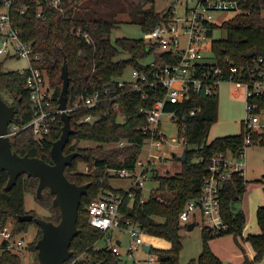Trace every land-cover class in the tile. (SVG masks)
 Returning a JSON list of instances; mask_svg holds the SVG:
<instances>
[{"label":"trees","instance_id":"obj_1","mask_svg":"<svg viewBox=\"0 0 264 264\" xmlns=\"http://www.w3.org/2000/svg\"><path fill=\"white\" fill-rule=\"evenodd\" d=\"M154 1L63 0L61 8L48 6L46 0L12 1L9 9L11 25L20 29L22 40L31 45L33 66L47 75L53 90V108L57 106L61 89L60 71L64 59L69 76L67 107H72L81 93L112 83L113 78L124 75L129 68H145L142 64L148 52L142 38L117 37L112 40L110 35L122 22L123 14L129 15V21L138 23L143 32L150 31L161 20H167L171 5L156 10ZM243 2L241 10L233 17L223 21L220 26L210 25L211 31L217 27L226 31L224 38L212 37L209 44L212 58L223 68H226V63L247 68L254 59L260 57L264 62V0ZM3 4V0H0V9ZM250 51L255 54L247 57L246 53ZM160 58L159 55L155 57L156 60ZM2 63L0 60V94L5 101L15 106L11 124L21 126L32 117L29 95L24 87V74L18 70H2ZM114 90L120 111L124 114L123 121L118 120L119 112L113 108L111 100H106L94 108H79L69 112L74 132L70 134L63 152L76 151L78 155L65 167L64 173L76 184L89 182L90 185L81 197L77 218L79 232L71 241L69 249L72 255L64 264H88L92 261L120 264L117 256L108 248L94 249L104 231L88 223L87 206L104 189L124 190L110 185L111 176L108 170L134 168L146 137L140 127L146 123V112L160 97L161 91L148 90L143 96L129 85L124 88L115 86ZM252 101L264 108V96L255 97ZM193 107L199 110L190 114ZM166 109H176L177 135L184 140L182 144L185 159L180 161V169L173 174H161L153 170L151 180L157 185L143 201H140L143 190L132 188L133 197L126 195L121 206V225H134L151 236L167 240L168 248L151 247V250L158 256L159 264H179V254L183 248L181 231L187 225L179 221V213L189 200L200 195L211 158L226 151L236 154L242 147L245 131L242 119L238 133L217 136L207 142L208 132L218 117L217 92L211 95L190 93L181 105L168 104ZM86 114L98 115L100 118L93 123L81 121V117ZM61 126L62 120L60 114H57L50 131L42 138L37 139L29 130L24 129L10 137L11 147L20 155L28 154L52 163L50 148L53 141L60 136ZM252 135V144L264 146L263 134ZM119 140H125L128 144L106 147ZM81 141L95 144L82 146ZM82 162L90 167L88 173L77 171L78 163ZM103 176L106 177L105 181L100 180ZM7 179V172L0 169V222L10 225L13 234H20L33 222L18 221L17 216L27 212L37 216L32 210L25 209V193L34 194L42 205H45L47 199L40 200L37 197L36 177L21 174L12 188L5 191ZM257 181L263 182L262 179ZM246 184L243 175L238 172L231 175L220 192V209L228 225L227 231L217 235L201 229L200 253L191 257L186 264H227L213 252L209 240L224 234H242L245 214L242 210L235 209V203L243 197ZM47 193L53 197L49 191ZM54 209L58 211L55 212L54 219H44L57 222L59 210ZM255 216L259 230L245 236V240L254 250V262L264 255V203L257 207ZM37 228L38 234L27 244L28 250L35 254V243L41 235V229L38 226ZM83 254L84 257L78 258ZM75 258L78 259L71 263ZM36 263L37 261L32 264ZM0 264L31 263L23 262L20 253L5 248L3 243L0 245Z\"/></svg>","mask_w":264,"mask_h":264},{"label":"built area","instance_id":"obj_2","mask_svg":"<svg viewBox=\"0 0 264 264\" xmlns=\"http://www.w3.org/2000/svg\"><path fill=\"white\" fill-rule=\"evenodd\" d=\"M13 0H3V8L0 12V57L22 58L27 66L21 70L24 74V87L30 99L31 119L24 125L9 124L7 135L14 134L27 129L37 139L42 138L50 131V127L57 114L61 110L56 106L53 108V90L44 72L32 64L31 45L21 38V30L11 25L9 9ZM244 0H173L171 4L170 17L161 20L153 29L143 32L141 37L144 41L148 55L143 62V69L129 68L124 75L112 79V83L102 85L87 93H81L72 107L66 106L69 113L79 108H94L106 100H111L113 108L119 112L120 105L116 101L115 86L124 88L127 85L132 90L140 91L143 96L148 90L160 89L161 94L146 112V123L140 127L146 136L141 146L142 152L133 169L119 168L109 169L110 176L128 179V187L121 188L123 191L104 189L99 196L92 200L87 206V221L93 227L104 231L105 244L101 248H108L113 252L120 264L125 260L120 250L122 240L116 238L110 242L113 230L125 231L128 234V242L125 250L126 257L131 264H140L135 257L138 248L147 254L144 264H159L158 256L150 249L143 248L142 229L134 225H121V206L126 197H133L132 188L143 190L147 181L157 170L155 159H161L153 150L164 149L166 142V125L164 120H171L175 125L177 122L176 109H166L168 104L181 105L190 94L211 95L218 91L221 83H231L236 88L243 90L245 97L247 116L243 119L244 141L240 150L233 154L230 151L215 154L207 166L201 193L196 199L189 200L179 213V221L187 224L193 221L202 224L206 232L221 234L227 231L220 209V192L235 172L244 176L246 167L245 148L252 144V134L264 135V108H260L252 99L264 96V62L263 58L254 59L251 66L240 68L236 65L226 63V68L216 64L212 58L209 44L212 40L210 25H218L214 18L216 13L239 12ZM47 5L61 8L63 0H46ZM23 12V10H21ZM39 15V13H38ZM223 22V21H222ZM213 34V31H211ZM78 33V31H77ZM86 36V34H84ZM160 56L156 60V56ZM225 69V70H224ZM127 74V75H126ZM117 91V89H116ZM199 109L193 107L189 113L194 114ZM162 116H166L165 119ZM100 117L94 114H86L81 121L93 123ZM177 132V126H176ZM183 143V139L180 138ZM128 144L125 140H119L110 145L123 146ZM110 146V147H112ZM77 167L78 172L88 173L90 167L82 162ZM105 181L106 177L100 178ZM119 189V187H115ZM146 199L143 192L140 201ZM4 243L5 248L13 250L22 247L24 240L20 234H13L10 225L0 222V245ZM94 245V249H101ZM84 257L83 255L78 258ZM72 260L73 263L76 259Z\"/></svg>","mask_w":264,"mask_h":264},{"label":"rangeland","instance_id":"obj_3","mask_svg":"<svg viewBox=\"0 0 264 264\" xmlns=\"http://www.w3.org/2000/svg\"><path fill=\"white\" fill-rule=\"evenodd\" d=\"M173 0H155L154 8L156 10H160L163 8H167L172 4ZM148 6V5H146ZM2 10L0 9V12ZM235 12L227 11L216 13L215 22L220 25L222 21L228 20L233 17ZM129 15H122V22L112 30L111 39L114 40L117 37H130V38H141L143 36V31L140 28V25L134 21H129ZM226 36V31L217 27L212 34L213 38H224ZM2 63V70H21L27 66V62L22 58H3L0 57ZM149 60V58L144 61ZM127 75V74H126ZM4 94L8 97V95L3 91ZM218 117L217 121L212 124L208 136L207 142H210L213 138L217 136H224L230 134H236L240 131V122L242 119L246 118V104L245 97L243 94L241 95L235 88L229 83L220 84L218 88ZM10 101V98L8 97ZM10 104V103H9ZM264 117V114H261ZM163 119L166 116H162ZM119 121H123L124 117L119 116ZM166 125V142L164 149L153 150V153H158L161 159H155L154 164L156 165L157 171L161 174H173L180 169V160L178 156L183 151V144L180 141V138L176 132V125L171 121L163 122ZM80 144L82 146H93L95 143L91 141H81ZM112 145H106V147H110ZM175 153V155H172ZM245 157H246V167L244 170V177L247 181V188L243 194L239 202L235 203L236 209L244 207H250V211L248 212V217L246 219V225L249 223L253 224L255 222V206L258 201L264 196V146H260L257 144H251L245 148ZM81 166L78 163L77 167ZM258 179H262L263 182L257 181ZM109 183L112 187H120L126 188L128 187L130 181L128 179H122L117 177H110ZM157 183L152 181L151 179L147 181L145 187L143 188V197L147 198L151 192L156 187ZM47 189H44L43 195L44 198L47 199L45 205L40 204L38 199L34 194L29 192L24 195V206L26 210H32L37 216L42 218H53L55 217L56 209L51 207V199L52 197L48 195ZM58 212V211H57ZM252 219V222H251ZM201 229L202 224L198 220V224L192 228V230H187V228H183L181 233L183 234V248L179 254V264H186L190 257H196L201 250ZM39 229L34 223H29L27 230L23 233H20L21 237L24 240V244L22 247L14 248L13 251H17L22 256V261L25 263H35L37 261L36 254L27 248L28 242L35 238L36 234H38ZM120 238L122 243L120 244V250L122 252L123 258L127 259L123 264H131L130 260L126 257L125 250L128 242V234L125 231L113 230L111 232V240L110 242H115L116 238ZM143 244H149L153 248L154 247H166L168 245V241L160 238L154 237L147 233L141 234ZM105 241L103 238L99 239L95 245L98 248L103 247ZM135 257L138 259L140 264L145 263V259L147 254L142 250V248H138L135 252Z\"/></svg>","mask_w":264,"mask_h":264},{"label":"water","instance_id":"obj_4","mask_svg":"<svg viewBox=\"0 0 264 264\" xmlns=\"http://www.w3.org/2000/svg\"><path fill=\"white\" fill-rule=\"evenodd\" d=\"M254 54V51H250L246 53V56L250 57ZM60 79L62 84L57 98V107L61 110L62 126L60 136L53 141L50 148L52 163L28 154L20 155L12 149L7 133L15 106L5 101L0 94V169L5 170L8 174L4 190L11 189L21 174L36 177L38 179L37 197L43 200L42 191L47 188L49 193L53 195L51 206L59 210V220L57 222L35 216L29 212L17 216L18 221H32L41 229V235L35 243L37 250L36 264H64L71 257L72 251L69 247L72 239L79 232L77 228L79 204L82 195L87 192L90 185L89 182L76 184L70 181L64 173L65 167L70 165L78 155L76 151L63 152L70 134L74 132L70 124V114L65 110L69 86L68 67L65 59L61 66ZM172 155H175V153ZM178 159L180 161L185 159V150L178 156ZM194 226L195 223L191 221L187 223L186 228L191 230ZM143 248L149 251L151 245L143 244ZM88 264L101 263L92 261Z\"/></svg>","mask_w":264,"mask_h":264},{"label":"crops","instance_id":"obj_5","mask_svg":"<svg viewBox=\"0 0 264 264\" xmlns=\"http://www.w3.org/2000/svg\"><path fill=\"white\" fill-rule=\"evenodd\" d=\"M221 84H223V83H221ZM229 84H231V83H229ZM231 85L234 86L233 84H231ZM234 88L241 95L243 94V90L241 88H236L235 86H234ZM246 188H247V185H246ZM263 203H264V196H263V198L260 199V201H258V203L256 205H254L255 206L254 207L255 212H256L257 207L262 205ZM235 209H236V207H235ZM236 210H238V209H236ZM239 210H242L244 212L245 219H247V217H248V212H249V215L251 213L250 207H247V205H244V207L239 208ZM251 215H252V213H251ZM254 219H255V222L253 224L249 223L248 226L246 225V222H245L242 234L240 236L239 235L233 236L232 234H224V235H220L218 237H214L211 240H209V245H210L211 249L213 250V252L217 256H219L227 264H264V255L259 261H256V262L253 261L254 250H253L251 244L245 240V236L248 233H257L259 230L258 226L256 224V216L254 217ZM251 222H252V219H251ZM168 247H169V242H168V245L166 247H161V248L165 249ZM158 248H160V247H158ZM199 253H200V251H199Z\"/></svg>","mask_w":264,"mask_h":264}]
</instances>
